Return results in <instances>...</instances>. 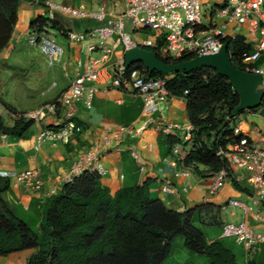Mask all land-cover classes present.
I'll return each instance as SVG.
<instances>
[{
	"label": "crops",
	"instance_id": "0c3cea01",
	"mask_svg": "<svg viewBox=\"0 0 264 264\" xmlns=\"http://www.w3.org/2000/svg\"><path fill=\"white\" fill-rule=\"evenodd\" d=\"M48 1L56 6L71 8L84 6L91 15L103 10L107 20H115L125 10L124 0ZM41 17L45 18L43 4L22 3L17 11V20L11 38L0 52V73H6L8 77L12 76L11 78L25 76V81L26 77L29 78L26 85L22 84L20 79L14 81L16 86H21L22 89V93L19 92L16 99L5 94L4 88L1 89L3 83L0 81L1 100L11 109L7 112L13 115L33 112L45 104L52 103L78 74L84 72L89 59L99 56L98 53L87 52V46L95 44V41L70 42L57 34L63 56L59 63L49 67L37 48L28 45L26 41L30 25ZM72 19L59 12L54 13V21L67 33L84 34L105 24V21L99 22L92 18L83 19L81 22ZM109 44L111 54L103 65L104 72L109 71L114 64L124 61V52L116 36L109 39ZM96 87L98 91L89 109L81 103L74 106L75 118L85 128L84 133L70 144L62 146L43 143L38 150L34 148L35 136L40 128L59 123L63 110L58 112L55 118L46 119L40 125H33L24 139L0 137V174L8 173L15 176L30 171L43 183L39 192H33L19 184L14 177L8 179L10 190L4 196V201L13 214H17L20 219L27 222L37 220L45 199L59 193L72 164L85 152L91 150L97 153L99 162L105 170L100 179L102 186L114 193L124 186L140 185L150 181V200L161 201L166 209L176 213L200 210V223L196 227L201 230L208 243L220 239L221 227L227 223H246L256 232L262 231L254 217L256 212L254 209L244 212L227 205L229 200H238L250 207L253 195L243 174L236 170H232L231 173L232 178L240 177L235 183L241 191L235 190L231 184L233 180H229L220 191L213 194L210 188L211 178H199L193 172L186 177L175 178V174L184 171L182 165L177 162L175 166L171 165L170 157L165 159L161 157L157 147L161 128L168 123L180 126L189 124L184 99L174 97L166 105H160L153 117L154 122L148 123L145 127L141 112L136 119L130 120L135 114L137 105L142 107L140 98L129 91L113 90L106 84L100 83ZM2 121L6 126H12L14 122L8 118ZM257 121L259 123L261 120L258 118ZM121 126L135 128L139 134L137 142L123 139L120 145L104 150L100 145L101 140ZM181 136V133H178V138ZM188 147L189 144L185 149ZM132 153L139 156V161L132 158ZM140 166L143 167L142 173L139 172ZM165 179L172 181L173 193H161L160 186ZM259 212L264 216L263 208H259ZM222 214L226 215L225 221L221 220ZM202 226L207 232L202 231ZM34 229L36 230L37 226ZM223 241L231 248L238 264H264V246L260 247L252 257H248L246 252L233 241L228 239ZM32 252L23 251L0 257V264H26Z\"/></svg>",
	"mask_w": 264,
	"mask_h": 264
},
{
	"label": "built area",
	"instance_id": "2783aa9c",
	"mask_svg": "<svg viewBox=\"0 0 264 264\" xmlns=\"http://www.w3.org/2000/svg\"><path fill=\"white\" fill-rule=\"evenodd\" d=\"M209 2H217L209 7ZM125 10L115 20L106 19L103 10L91 15L84 6L77 8L56 6L49 1L43 3L45 18L54 20V13L70 16L73 19L87 18L96 21H105L103 27L91 30L84 34L66 33L65 38L70 42L95 41L87 46L89 54L98 53V58L89 59L83 73L78 74L74 81L52 103L45 104L33 112L23 114V119L33 125H40L46 119L55 118L63 110L62 119L55 126L41 127L35 136V150L43 143L51 145H68L84 133V128L75 118L74 106L81 103L89 109L92 99L97 93L96 85L102 83L118 91H129L141 100V117L144 126L154 122V115L160 105H166L174 97L166 88L169 78H149L145 69H126L124 61L114 64L109 71L103 70L111 49L109 39L116 36L124 53L133 49L152 51L159 59L180 60L187 57L214 55L227 42H240L250 49V53L236 57L235 62L239 70L261 77L263 94L256 112L260 126L257 124L245 125L234 120V133L242 138L229 144L225 149L218 151L217 156L225 161L226 167L214 173L211 178V192L216 194L229 180L238 182L240 177L232 178V170L243 174L247 186L252 192L250 207L238 200H229L227 205L241 209L244 212L255 210L254 217L259 223L261 232H256L246 223H227L221 227V238L232 240L241 247L248 257H252L264 246V216L259 208L264 209V0H124ZM219 5V7L217 6ZM206 21L207 24L204 23ZM129 27L130 33L125 28ZM234 29L229 31V27ZM143 27V30H139ZM245 31L240 34V30ZM237 30V33H235ZM137 31H143L141 38ZM57 33L44 28L38 33L29 31L26 36L28 45L36 47L39 54L49 67L59 63L63 56V49L57 40ZM227 53L231 60L232 50L227 45ZM233 64V63H232ZM188 91L183 92L186 96ZM0 118L16 121L19 115H13L0 105ZM144 127H142L143 129ZM141 129V130H142ZM192 127L188 124L180 126L168 123L161 128V133L178 138L182 142L191 139ZM141 132V131H140ZM139 134L130 126L118 127L101 140L104 150L118 146L123 139L137 142ZM187 154L181 145L172 149L170 164L174 165ZM132 158L139 161V156L132 153ZM181 174L175 178L186 177L192 172L191 168L184 167ZM104 168L99 162L95 151H87L71 166L64 184H73L85 174L101 176ZM143 167H139L142 173ZM1 178L15 180L33 192H39L43 183L33 172L26 171L15 176L1 173ZM162 194L174 192L172 181L163 180L160 186Z\"/></svg>",
	"mask_w": 264,
	"mask_h": 264
},
{
	"label": "trees",
	"instance_id": "16d2710c",
	"mask_svg": "<svg viewBox=\"0 0 264 264\" xmlns=\"http://www.w3.org/2000/svg\"><path fill=\"white\" fill-rule=\"evenodd\" d=\"M45 1L48 0H0V52L11 38L20 5ZM44 28L63 37L67 33L59 23L42 17L29 30L38 33ZM227 45L232 50L231 62L239 70L235 58L249 54L250 49L237 41ZM191 59L160 60L173 65ZM131 68L145 69L141 64ZM145 73L149 78L171 77L166 88L173 97L185 100L192 127L191 139L185 143L161 133L157 138L161 157H172L174 146L185 149L189 144L186 156L177 163L191 168L199 178H210L223 170L225 161L217 156L218 151L242 138L234 133L235 118L254 114L259 104L255 110L235 115L239 97L234 87L210 69L170 75L145 69ZM184 91H188L186 96ZM139 107L130 120L140 115ZM18 115L20 118L12 126H6L0 118V137H27L33 123L23 119V114ZM100 179L91 173L73 184H64L58 194L45 199L39 218L27 222L10 211L4 201L10 190L9 180L0 177V257L33 251L26 264H163L173 250L175 238L181 237L184 249L202 256L207 264H238L225 239L208 243L196 227L200 223L199 209L176 213L166 209L161 201L150 200V181L111 193ZM231 184L241 191L234 181Z\"/></svg>",
	"mask_w": 264,
	"mask_h": 264
},
{
	"label": "water",
	"instance_id": "95a60500",
	"mask_svg": "<svg viewBox=\"0 0 264 264\" xmlns=\"http://www.w3.org/2000/svg\"><path fill=\"white\" fill-rule=\"evenodd\" d=\"M124 64L126 69L141 64L148 72H158L163 75L192 73L201 69L213 70L231 83L239 97L235 115L255 110L263 94L261 77L236 69L228 56L227 45H223L214 55H201L173 65L165 64L152 51L133 49L124 53Z\"/></svg>",
	"mask_w": 264,
	"mask_h": 264
},
{
	"label": "rangeland",
	"instance_id": "374dc122",
	"mask_svg": "<svg viewBox=\"0 0 264 264\" xmlns=\"http://www.w3.org/2000/svg\"><path fill=\"white\" fill-rule=\"evenodd\" d=\"M217 2H209V7L212 8L214 7V5H216ZM219 7V5H217ZM71 20V19H70ZM74 20V19H72ZM76 22H81V20H75ZM205 24L206 21H204ZM235 27L234 25H231L229 27V31L233 30ZM126 30L127 32L130 33L129 31V27L126 25ZM139 30H143V27H140ZM240 34H244L245 31L242 29H239ZM138 35L141 36V38H144L145 33L143 34V31H137ZM235 33H237V30H235ZM12 77V76H11ZM8 77L3 73H0V81L2 84L1 89L4 88L5 94L7 96H9L10 98L12 96H14V98L16 99V95L22 93V89L21 86H16V82H14L16 79H20L22 80V84L26 85V81L29 80V78L27 79L26 77V81L25 76H15L13 78ZM167 78H171V77H167ZM21 90V91H20ZM15 94V95H14ZM6 97V96H5ZM0 105L1 107L6 110V111H11V109L1 100V96H0ZM257 116L256 115H250L247 113L241 114L238 118L239 122H242L245 125H251V124H257L258 126H260V122L258 123L257 121ZM15 216L18 217L17 214H15ZM19 218V217H18ZM226 215L222 214L221 215V220L225 221ZM204 226H202V231L207 232V229L203 228ZM163 264H207V261L205 258H203L202 256L199 255H194V254H189L183 247V241L181 237H177L175 238L174 242H173V250L170 254V256L164 261Z\"/></svg>",
	"mask_w": 264,
	"mask_h": 264
}]
</instances>
